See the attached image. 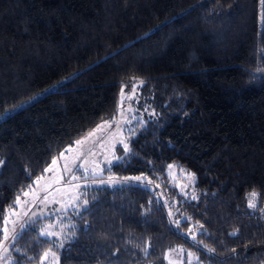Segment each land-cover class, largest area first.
<instances>
[{
	"label": "trees",
	"instance_id": "obj_1",
	"mask_svg": "<svg viewBox=\"0 0 264 264\" xmlns=\"http://www.w3.org/2000/svg\"><path fill=\"white\" fill-rule=\"evenodd\" d=\"M137 79L142 127L109 171L161 181L169 201L95 189L61 248L38 220L8 257L170 264L183 250L193 264H264V0H0V244L19 198L118 115ZM169 165L194 174L191 193Z\"/></svg>",
	"mask_w": 264,
	"mask_h": 264
},
{
	"label": "rangeland",
	"instance_id": "obj_2",
	"mask_svg": "<svg viewBox=\"0 0 264 264\" xmlns=\"http://www.w3.org/2000/svg\"><path fill=\"white\" fill-rule=\"evenodd\" d=\"M141 86V81L137 79L125 88L121 93L118 115L108 120L112 121L111 126L105 125L103 131L97 132L83 144L68 147L63 155L55 158L56 163H52L48 168L50 170L35 181L27 194L19 198L16 208L8 213L5 225L7 232L0 244V264H13L8 257L14 241L12 238L18 237L24 228L34 221L41 220L40 232L43 230L55 233L53 236H42L61 248L71 236V214L77 215L86 207V196L95 189L143 186L156 191L162 201H169L161 181L154 182L144 175L117 176L109 171L112 165L126 157L130 151V138L142 127L143 114L138 110ZM124 144L128 146L127 151L124 150ZM172 166L169 168L170 185L182 195L191 193L194 176L176 165ZM136 177L140 180L134 179ZM249 199L253 198L249 195ZM253 203L256 207L251 209H258L257 196ZM46 253L48 255L46 258L44 256L42 264H58L56 252ZM168 259L170 264L196 262L192 254H186L183 250L172 252Z\"/></svg>",
	"mask_w": 264,
	"mask_h": 264
},
{
	"label": "snow or ice",
	"instance_id": "obj_3",
	"mask_svg": "<svg viewBox=\"0 0 264 264\" xmlns=\"http://www.w3.org/2000/svg\"><path fill=\"white\" fill-rule=\"evenodd\" d=\"M141 83H142V82H141ZM111 123H112V121L105 120L103 124H99V125H97V127H96L95 129H93L91 132H89V133H88V134H87L82 140H77V141H75V144H77V145L83 144L85 140H87V139H89L90 137L96 135L97 132H101V131H103L105 125L111 126ZM124 150H125V151L128 150V146H127V144H124ZM61 155H63V154H61ZM52 163L55 164V163H56V160L53 159ZM168 167L171 168V167H173V166H172V165H169ZM49 170H50V169H45L46 172L49 171ZM193 175H194V174H193ZM74 178H75V177H74ZM134 179H136V180H140L139 177H136V178H134ZM102 182H103V181H102ZM148 183H151V181H148ZM26 194H27V193H25V195H26ZM256 196H257V193H255V192H253V193L250 194V197L253 198V199H254ZM193 198L195 199V197H193ZM253 199H249L248 206H249L250 208H255V207H256V204L253 203ZM17 202H19V201H17ZM84 203H85V205H86V204H87V201L85 200ZM170 214H171V213H170ZM6 232H7V229H5V233H6ZM40 234H41V235H46V236H53V235H55V233H52V232H45V231H43V230H41ZM5 238H7V236H6ZM16 238H17V237H13L12 239L15 240ZM47 255H48V253H44L45 258L47 257Z\"/></svg>",
	"mask_w": 264,
	"mask_h": 264
}]
</instances>
